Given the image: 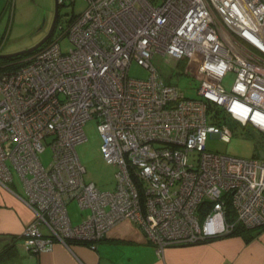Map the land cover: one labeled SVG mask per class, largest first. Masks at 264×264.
I'll return each mask as SVG.
<instances>
[{"label": "built area", "instance_id": "2783aa9c", "mask_svg": "<svg viewBox=\"0 0 264 264\" xmlns=\"http://www.w3.org/2000/svg\"><path fill=\"white\" fill-rule=\"evenodd\" d=\"M75 1L57 0L70 13L59 15L55 35L21 66L0 67V186L33 214L25 250L69 240L94 248L124 219L158 256L237 225L263 226L264 157L209 151L206 141L230 140L227 119L264 136V0H85L73 12ZM197 53V98L166 84L151 61ZM132 61L146 78L128 75ZM89 119L97 120L102 158L116 170L112 190L84 180L76 146ZM46 146L48 167L38 156ZM73 200L89 211L77 224L67 210Z\"/></svg>", "mask_w": 264, "mask_h": 264}, {"label": "crops", "instance_id": "0c3cea01", "mask_svg": "<svg viewBox=\"0 0 264 264\" xmlns=\"http://www.w3.org/2000/svg\"><path fill=\"white\" fill-rule=\"evenodd\" d=\"M10 3L11 0H0V27L8 25L5 17ZM20 188L22 192L14 189L22 195L21 185ZM32 219L31 210L19 196L0 186V248L12 242L9 237L23 236L25 226ZM23 244L21 237L16 241L14 257L6 264H264L262 227L255 229L249 240L231 234L194 244L169 245L162 256L157 255L155 247L128 219L114 225L94 248L83 242L72 241L66 246L53 241L48 250L33 253L26 251Z\"/></svg>", "mask_w": 264, "mask_h": 264}, {"label": "rangeland", "instance_id": "374dc122", "mask_svg": "<svg viewBox=\"0 0 264 264\" xmlns=\"http://www.w3.org/2000/svg\"><path fill=\"white\" fill-rule=\"evenodd\" d=\"M54 7L55 0H11L5 17L8 25L0 27V54L14 53L40 41L50 27ZM86 7L85 0H76L72 11H83ZM70 11V7H61L59 15L65 12L70 13ZM55 33L56 31L53 32L51 38ZM60 43L63 49L68 47L66 37L62 38ZM201 56L200 53H197L189 61L176 62L156 54L151 61L166 84L175 86L188 98H197V90L203 79V77H197ZM128 75L132 78L144 79L147 77V71L132 61L129 65ZM232 82L233 73L229 72L223 78L222 85L228 90ZM219 114L222 115V112ZM227 124L233 134L230 140L226 141L209 135L206 141L207 150L244 158H250L252 155L263 156L264 136L260 132L251 126H240L232 119H227ZM84 132L86 140L76 146L80 162L85 168L84 180L95 182L101 190H112L115 185L114 173L116 170L111 164L105 162L100 153L101 137L97 128V120H87ZM51 155L52 151L49 146H46L38 154L44 167H48L51 163ZM12 186L18 192H22L17 179ZM67 209L73 222H80L87 214V210H80L74 201L67 205ZM261 227L264 228V225L253 229Z\"/></svg>", "mask_w": 264, "mask_h": 264}, {"label": "trees", "instance_id": "16d2710c", "mask_svg": "<svg viewBox=\"0 0 264 264\" xmlns=\"http://www.w3.org/2000/svg\"><path fill=\"white\" fill-rule=\"evenodd\" d=\"M49 39H51V38H49ZM31 53L19 55V56H15V57H8V58H1L0 57V67H5L6 69L17 68L24 63L25 58ZM222 119L224 120V117ZM217 122H219V121H217ZM252 157H259V156L252 155ZM263 157H264V154H263ZM253 231H254L253 228H247V227H244L242 225H237L236 228L231 233L226 234V235L240 234L246 240H249L253 237ZM226 235H222V236H226ZM21 237H22L21 235H19V236L15 235V236L9 237L12 242H10V243L6 244L5 246H3L2 248H0V264H6L9 260H11L14 257V255L16 253V248H15L16 247L15 246L16 241L19 240ZM213 238H215V237H213ZM210 239H208V240H210ZM208 240H204L202 242H205ZM72 241H75V240H69L68 243H72ZM77 242H80V241H77Z\"/></svg>", "mask_w": 264, "mask_h": 264}, {"label": "water", "instance_id": "95a60500", "mask_svg": "<svg viewBox=\"0 0 264 264\" xmlns=\"http://www.w3.org/2000/svg\"><path fill=\"white\" fill-rule=\"evenodd\" d=\"M58 15H59V6H58L57 0H55L53 18H52L50 27H49L47 33L44 35V37L40 41H38L36 44L31 46V47H28L26 49H23V50L14 52V53H10V54H0V57L1 58L15 57V56L31 53L34 50L38 49L40 46H42L44 43H46L49 40V38L52 36V34H53L54 30H55V26H56V22H57V19H58Z\"/></svg>", "mask_w": 264, "mask_h": 264}]
</instances>
